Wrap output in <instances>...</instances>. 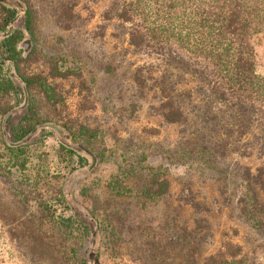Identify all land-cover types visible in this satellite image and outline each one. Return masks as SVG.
Instances as JSON below:
<instances>
[{"label": "rangeland", "instance_id": "374dc122", "mask_svg": "<svg viewBox=\"0 0 264 264\" xmlns=\"http://www.w3.org/2000/svg\"><path fill=\"white\" fill-rule=\"evenodd\" d=\"M112 1L74 0V18L63 21L58 15L69 1L32 0L35 41L22 45L33 51L31 68L62 93L58 116L77 119L94 135L46 136L31 146L41 158L33 157L32 173H24L56 176L60 223L42 221L36 204L21 200L31 178L15 168L0 176V264H202L226 241L240 246L242 264H264V224L255 219L264 223V214L241 215L238 202L246 191L242 174L253 173L264 158L231 152L210 167L187 152L183 126L164 123L151 91L140 93L133 82L134 68L154 59L128 44V24L104 15ZM22 22L19 14L14 26ZM251 41L255 72L262 75L264 30ZM42 112L57 114L49 106ZM57 139L85 163L75 164L67 153L63 158ZM154 171L168 189L147 198L141 188ZM72 214V237H64L68 226L60 218Z\"/></svg>", "mask_w": 264, "mask_h": 264}, {"label": "trees", "instance_id": "16d2710c", "mask_svg": "<svg viewBox=\"0 0 264 264\" xmlns=\"http://www.w3.org/2000/svg\"><path fill=\"white\" fill-rule=\"evenodd\" d=\"M67 1L66 11L58 15L63 21L74 18L76 4ZM103 13L128 24V44L153 56L134 68L133 82L140 93L151 91L157 100L153 110L164 123L183 126L188 153L210 167L231 152L264 158V74L255 72L251 41L264 30V0H113ZM19 14L22 27L14 26ZM36 26L32 0H0V176L15 168L31 178L30 189L20 190L21 200L33 201L42 221L60 223L54 206L63 194L62 186L52 182L56 176L44 179L40 171L32 177L24 173H32L27 167L33 157L41 158L31 146L46 136L64 134L77 140L94 133L75 118L58 116L64 106L62 93L32 70L33 51L22 45L28 40L32 46ZM48 106L57 111L54 118L42 112ZM57 141L62 157L67 153L70 160L76 158L75 164L85 163L73 146ZM159 173L152 172L141 188L145 197L167 191L168 181ZM240 181L246 189L238 199L241 215L264 214V161L253 173L244 172ZM250 191L253 194H247ZM74 216L60 218L68 226L64 237H72ZM78 233L75 237L81 240L82 232ZM240 249L226 241L202 264H242Z\"/></svg>", "mask_w": 264, "mask_h": 264}]
</instances>
